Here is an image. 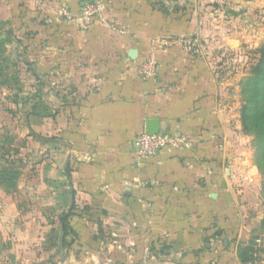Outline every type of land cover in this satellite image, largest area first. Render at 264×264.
<instances>
[{"label": "crops", "instance_id": "0c3cea01", "mask_svg": "<svg viewBox=\"0 0 264 264\" xmlns=\"http://www.w3.org/2000/svg\"><path fill=\"white\" fill-rule=\"evenodd\" d=\"M88 1L0 0V169L22 172L0 187V264H242L252 241L264 264L210 52L164 46L195 31L183 5L102 0L87 29L60 14ZM151 118L190 147L140 159Z\"/></svg>", "mask_w": 264, "mask_h": 264}, {"label": "rangeland", "instance_id": "374dc122", "mask_svg": "<svg viewBox=\"0 0 264 264\" xmlns=\"http://www.w3.org/2000/svg\"><path fill=\"white\" fill-rule=\"evenodd\" d=\"M167 4L173 10L182 4L181 15L189 25L194 22L195 31L191 29L180 37L196 43L198 53L210 52V65L223 91L231 154L241 168V195L257 217H253L256 234L261 233L264 169L257 165L255 136L245 131L242 109L252 95L250 79L264 47V0H167ZM252 168L256 169L254 173Z\"/></svg>", "mask_w": 264, "mask_h": 264}, {"label": "trees", "instance_id": "16d2710c", "mask_svg": "<svg viewBox=\"0 0 264 264\" xmlns=\"http://www.w3.org/2000/svg\"><path fill=\"white\" fill-rule=\"evenodd\" d=\"M98 1L103 2L102 0H89L87 3ZM103 4L105 5L104 2ZM250 84L252 95L242 109V120L245 131L255 136L257 165L264 169V47L261 49V60L254 68ZM9 111L8 105L0 101V113L6 114ZM21 176V170L15 167L0 169V187L6 191L16 190ZM254 243L252 241L249 246L240 248L239 257L242 264H259L258 258L254 255L256 252Z\"/></svg>", "mask_w": 264, "mask_h": 264}, {"label": "built area", "instance_id": "2783aa9c", "mask_svg": "<svg viewBox=\"0 0 264 264\" xmlns=\"http://www.w3.org/2000/svg\"><path fill=\"white\" fill-rule=\"evenodd\" d=\"M40 5L44 4L46 0H35ZM105 5L103 2L87 3L79 16H74L67 9H61L60 14L69 23H73L87 29L93 19H104ZM182 45L190 52H197L195 50L198 46L190 39L182 37L173 38L164 42V46ZM140 75L145 79H152L158 73V62L153 55H151L145 63L139 68ZM190 147V141L185 136H172L168 134H148L143 133L137 139V156L140 159H148L155 156L161 150L180 151ZM257 243H259L257 241Z\"/></svg>", "mask_w": 264, "mask_h": 264}, {"label": "water", "instance_id": "95a60500", "mask_svg": "<svg viewBox=\"0 0 264 264\" xmlns=\"http://www.w3.org/2000/svg\"><path fill=\"white\" fill-rule=\"evenodd\" d=\"M133 54H131V57ZM146 133L148 134H164L160 120L157 118L148 119L146 122Z\"/></svg>", "mask_w": 264, "mask_h": 264}]
</instances>
